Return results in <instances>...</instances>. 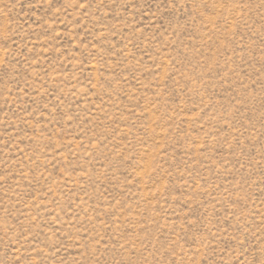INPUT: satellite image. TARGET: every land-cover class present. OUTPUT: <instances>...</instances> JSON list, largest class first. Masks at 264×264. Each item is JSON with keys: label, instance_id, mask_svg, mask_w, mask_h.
Returning a JSON list of instances; mask_svg holds the SVG:
<instances>
[{"label": "rangeland", "instance_id": "rangeland-1", "mask_svg": "<svg viewBox=\"0 0 264 264\" xmlns=\"http://www.w3.org/2000/svg\"><path fill=\"white\" fill-rule=\"evenodd\" d=\"M0 264H264V0H0Z\"/></svg>", "mask_w": 264, "mask_h": 264}]
</instances>
